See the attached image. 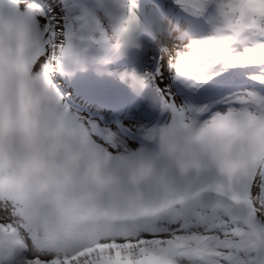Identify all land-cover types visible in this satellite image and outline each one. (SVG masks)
Returning <instances> with one entry per match:
<instances>
[{"label": "snow or ice", "instance_id": "snow-or-ice-1", "mask_svg": "<svg viewBox=\"0 0 264 264\" xmlns=\"http://www.w3.org/2000/svg\"><path fill=\"white\" fill-rule=\"evenodd\" d=\"M100 3L103 11L96 16L97 28L89 36L79 37V45L72 30L50 28L41 35L23 18H8L10 38L14 33L22 41L34 37L29 45L31 50L49 52L40 72L46 87L59 100L63 97L52 76L67 58L83 57L93 45L107 52L127 45L139 50L133 66L120 74L130 88L154 91L162 108L173 114V120L186 119L190 114L211 116V129L231 138L223 146L224 151L231 150L234 140L248 139L258 150L259 160L243 166L238 173L230 168V187L217 192L218 199L210 206L184 210L162 205L130 210L114 217L119 223L109 224L104 235H96L87 242L71 238L54 241L35 234L22 240L17 227L27 226L14 225L9 208L0 207V264H264V226H261L264 225V125L247 136L227 115H221L210 105L193 108L177 105L169 85L160 87L171 76L173 81H183L192 89H207L223 81L227 70L233 68L247 71L251 79L264 85V0H100ZM212 10L216 19L208 17ZM153 54L156 58L149 61L148 55ZM34 59L31 55L24 56L16 67L28 73ZM145 66H151L152 72L144 73L141 69ZM240 92L226 97L224 108L237 103ZM256 93L264 97L256 90L248 96L258 100ZM6 95L10 93L0 77V149L10 141L15 128ZM31 107L21 93L20 112L26 133L32 123ZM207 131L202 129L196 139ZM24 167L26 173L47 172L57 178L61 187L71 182L68 165L61 166L42 153L33 155ZM94 179H99L98 171ZM7 187L11 196L12 185L9 183ZM145 218H157L164 226L154 227L145 235L134 227Z\"/></svg>", "mask_w": 264, "mask_h": 264}, {"label": "clouds", "instance_id": "clouds-1", "mask_svg": "<svg viewBox=\"0 0 264 264\" xmlns=\"http://www.w3.org/2000/svg\"><path fill=\"white\" fill-rule=\"evenodd\" d=\"M0 23V77L10 93L5 100L11 104L15 122L10 141L0 149V207L9 208L14 225L27 226L17 227L20 239L35 234L41 239L87 242L104 235L109 224L119 223L114 217L130 210L210 206L217 201V192L230 187V168L238 173L259 160L258 150L248 139L234 140L231 150L224 151L231 138L211 129V116L190 114L152 129L148 138L155 150L118 166L95 147L64 101L46 87L40 71L33 65L28 73L16 67L30 55L29 45L35 38L22 41L15 33L10 38L8 17L2 16ZM250 91L255 92L241 91L237 103L216 110L247 136L264 125V97L256 93L260 98L252 100ZM21 93L32 106L27 133L20 112ZM202 129H208L206 135L196 139ZM39 153L61 166L68 165L71 182L67 186H58L57 178L47 172H25L26 163ZM96 171L98 180L94 179Z\"/></svg>", "mask_w": 264, "mask_h": 264}, {"label": "rangeland", "instance_id": "rangeland-1", "mask_svg": "<svg viewBox=\"0 0 264 264\" xmlns=\"http://www.w3.org/2000/svg\"><path fill=\"white\" fill-rule=\"evenodd\" d=\"M210 12V16L216 13L215 10ZM0 16H6L8 18H23L34 30H40L41 35H43L44 32L48 31L50 28L57 31L60 29L72 30L76 33L77 45L81 43L79 37L82 36L83 32H81L78 27V21H75L73 11L65 0H0ZM104 51V49L100 48L98 50L94 49V52L91 53L90 49H88V52L95 56L94 59L104 55L106 52ZM120 51L123 52L120 56V61L123 62L122 64H119L120 67L125 69L132 67L133 60L139 50L132 49L127 46V49L122 47ZM118 54H120V52ZM118 54H116L115 58L119 56ZM30 55L35 57L32 64L34 66V70L37 72L41 71L49 59V52H41L37 49L31 50ZM110 55L112 56V52L109 56ZM155 58L154 54L148 55L147 57L149 61ZM97 60L98 62L95 60V64L97 63L96 65L88 66V64L85 63V67L102 73L101 80L108 83V78L106 76L109 75V72L112 71V69L107 70L105 68V59L102 57L97 58ZM82 69V64L79 59H77V57H70L64 61L63 65L59 67L52 76L55 87L56 84L61 81V84L59 83V87L64 88L63 92L57 89L63 97L64 106L69 108L81 122V127L88 132V136L95 147L103 153L109 155L112 161L116 163V160L120 157L134 156L138 152V147L134 145V141L128 139V137L124 134L123 128H129V130H133L143 136L148 135V133L152 130V127L158 124V104L154 102L153 99L158 98L161 103L160 97L154 91L146 88L128 87L129 91H136L140 98H137L136 100L125 99L123 98L125 96L122 95V92L118 90L115 91L114 96L107 95L106 93L105 95H107V97L112 99L119 98L121 102L117 103L118 106L116 108L104 106L103 108H107L97 110L92 101L95 97L100 98V96L103 95L102 93H99V89L103 90L102 86L105 85L99 81L98 76L95 77L89 73L87 74V72H84L86 69L84 68L83 71ZM141 70L144 73H151L152 67L145 66ZM117 72L119 74L118 69ZM115 78L117 77H113V80H115ZM84 80L86 82H84ZM88 81L91 82L93 86L88 84ZM118 83V81L114 83L115 89L117 88ZM166 83L169 85L170 90L171 87L175 85L181 88L184 92L182 95L179 96L171 90L172 95L175 97L177 105H185L188 107L190 105V99L188 100L189 91L195 93V89H192L183 81H173L171 76H169L168 81L161 83L160 87L164 88ZM122 85H124V81L121 82L120 86ZM248 89H254L261 94H264V85H261L252 79L251 84L242 89L231 90L232 92L230 95ZM69 90H72L73 93L68 94L67 98L65 93ZM85 90L88 91L91 96H81L83 94L79 93V91L84 93ZM78 93L79 96L87 99V102L81 103L78 101V97H76V94ZM195 94V105L208 104L217 109H221L223 107L222 105L225 100L222 98L224 96L223 94ZM79 103L82 105H79ZM166 113L167 117L172 116L171 112L166 111ZM151 150L154 151L155 148H151ZM163 226V222L157 218L143 220L134 225L136 229L140 230L145 235L149 234V231L152 228Z\"/></svg>", "mask_w": 264, "mask_h": 264}, {"label": "trees", "instance_id": "trees-1", "mask_svg": "<svg viewBox=\"0 0 264 264\" xmlns=\"http://www.w3.org/2000/svg\"><path fill=\"white\" fill-rule=\"evenodd\" d=\"M65 2L69 4L73 13L78 14L80 12L83 14L82 21L86 25L83 33H87L88 36L94 33L98 24L96 16L103 11L100 0H65ZM88 18L91 19L90 22H86Z\"/></svg>", "mask_w": 264, "mask_h": 264}, {"label": "bare ground", "instance_id": "bare-ground-1", "mask_svg": "<svg viewBox=\"0 0 264 264\" xmlns=\"http://www.w3.org/2000/svg\"><path fill=\"white\" fill-rule=\"evenodd\" d=\"M194 95V94H193ZM190 96V95H189ZM191 97V96H190ZM107 99H110V97L109 98H107ZM93 104L95 105V107L97 106V107H104V105H106V106H110V105H112V108L114 107V108H116L118 105L116 104V102H112V100H111V102H106V103H103L99 98H94L93 99ZM174 119V117L172 116L171 118H169L167 121L165 120L164 121V123H163V125L162 126H164V125H166V124H168L169 122H171L172 120ZM85 132L88 134V132L85 130ZM134 145H136V144H134ZM138 152L134 155V156H123V157H120V158H118L117 160H116V164L118 165V166H124L127 162H129L131 159H134L135 157H137V156H140V155H142V154H144L145 152H147V151H152V150H149V149H143V148H150V147H144V146H139L138 145ZM146 190H148V191H151V186L150 185H146ZM143 220H150V218H145V219H143ZM143 220H141V221H143Z\"/></svg>", "mask_w": 264, "mask_h": 264}]
</instances>
